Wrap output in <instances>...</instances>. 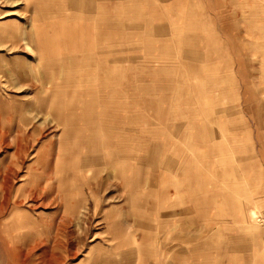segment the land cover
<instances>
[{"label":"rangeland","instance_id":"374dc122","mask_svg":"<svg viewBox=\"0 0 264 264\" xmlns=\"http://www.w3.org/2000/svg\"><path fill=\"white\" fill-rule=\"evenodd\" d=\"M263 108L264 0H0V264H264Z\"/></svg>","mask_w":264,"mask_h":264},{"label":"crops","instance_id":"0c3cea01","mask_svg":"<svg viewBox=\"0 0 264 264\" xmlns=\"http://www.w3.org/2000/svg\"><path fill=\"white\" fill-rule=\"evenodd\" d=\"M259 110H261V109H259ZM256 112V111H255ZM255 112H253V113H255ZM259 112V114H260V112L261 111H258ZM263 114H264V108H263ZM262 115V114H261ZM264 116V115H263ZM250 123L252 122V123H264V119H263V117L261 118V117H259L258 118V120L256 119V115H255V118L253 119V121H249Z\"/></svg>","mask_w":264,"mask_h":264}]
</instances>
